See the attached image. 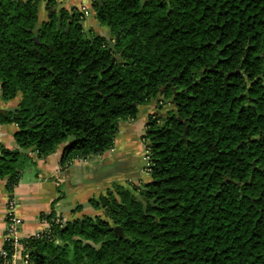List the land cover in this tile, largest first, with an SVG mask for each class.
<instances>
[{
    "label": "trees",
    "instance_id": "1",
    "mask_svg": "<svg viewBox=\"0 0 264 264\" xmlns=\"http://www.w3.org/2000/svg\"><path fill=\"white\" fill-rule=\"evenodd\" d=\"M38 1L0 0L1 99L21 97L0 115L17 126L18 149L0 143L9 194L33 163L20 149L102 154L121 121L178 92L175 114L147 116L143 189L90 199L105 219L42 214L29 264H264V0H92L114 50L79 12L39 22Z\"/></svg>",
    "mask_w": 264,
    "mask_h": 264
},
{
    "label": "crops",
    "instance_id": "2",
    "mask_svg": "<svg viewBox=\"0 0 264 264\" xmlns=\"http://www.w3.org/2000/svg\"><path fill=\"white\" fill-rule=\"evenodd\" d=\"M46 1H38L39 22L46 21L52 12L56 15H59L60 11H64L66 14L78 12L79 6L84 2V0H54L56 2L55 9L47 10L45 8ZM90 15L92 17L89 16L83 21L84 30L87 33L107 36V32L99 26L91 9ZM20 98L19 94L11 100H2L0 87V115L5 116L8 112L15 110ZM151 113L150 110L146 109L142 115L139 113L135 120L121 121L118 124L114 144H116L117 136L121 139L124 136L130 139L132 134L136 138L138 135L142 137V129H145L147 116ZM16 131V124L0 122V143L5 148L9 150L18 149L14 138ZM66 146L67 143L59 145L55 152L45 158H39L32 150L20 149L29 155L33 163L22 169L19 181L11 194L6 190L5 179L0 180V250L3 246L5 211L9 198L14 201L15 216L20 221L18 235L21 239H26L47 228V223L41 219L42 214L53 212L55 216H60L63 220L69 221L74 216H89L95 213V209L89 204V200L104 193L112 187V184H115L109 181L110 178L107 179V177L100 175L101 171L105 169L102 165L110 153L114 151L115 145L102 154L91 155L87 158L64 159ZM95 158L100 159L99 163L101 164L100 167L95 165L99 171V180L85 184L82 180L91 170L90 163L91 161L94 162ZM139 184L141 183L139 182ZM77 206H81L79 211H75ZM14 264H22L20 255L14 259Z\"/></svg>",
    "mask_w": 264,
    "mask_h": 264
},
{
    "label": "rangeland",
    "instance_id": "3",
    "mask_svg": "<svg viewBox=\"0 0 264 264\" xmlns=\"http://www.w3.org/2000/svg\"><path fill=\"white\" fill-rule=\"evenodd\" d=\"M92 17V15H90ZM109 42H113L110 40V37L104 36ZM148 106L142 107L140 109V114L142 115L143 112L147 109L150 110L154 114H168L172 113V107L166 102H157L156 100L147 104ZM146 120V117H145ZM145 129H142V134L144 135ZM135 133V132H133ZM116 137V144H113L114 151L110 153V156L106 158V161L102 165L103 169L100 173L102 177H107L109 181H111L113 185H138V190L143 189V185L148 182L149 180V173H148V162H147V153L145 150V146L142 141V137L139 135L137 138L133 136L130 139L127 137L118 138ZM113 148V147H112ZM98 158L94 159V162L91 161V170L88 172V175L85 176L82 180L85 184H91L92 181L96 182L98 179L99 171L95 167H100ZM99 215L102 219H105V215L103 212L95 209V213L89 215L90 217H94ZM86 215L81 216H74L72 220H79ZM88 216V215H87ZM56 244H59L57 241Z\"/></svg>",
    "mask_w": 264,
    "mask_h": 264
},
{
    "label": "built area",
    "instance_id": "4",
    "mask_svg": "<svg viewBox=\"0 0 264 264\" xmlns=\"http://www.w3.org/2000/svg\"><path fill=\"white\" fill-rule=\"evenodd\" d=\"M39 1L44 2L46 0ZM91 2L92 0H84V2L79 6L78 12L84 20L90 16ZM14 208V201L12 198H9L6 203L5 230L3 235V246L0 250V264H14V259L19 255L21 257L22 264H29V256L25 251V245L23 243L24 239H21L18 235L20 221L15 216ZM56 217L58 218L59 216ZM60 221L63 222V219ZM43 231H45V229ZM42 232L36 234L35 236H39ZM4 245H7L8 248H10V251L5 249Z\"/></svg>",
    "mask_w": 264,
    "mask_h": 264
},
{
    "label": "water",
    "instance_id": "5",
    "mask_svg": "<svg viewBox=\"0 0 264 264\" xmlns=\"http://www.w3.org/2000/svg\"><path fill=\"white\" fill-rule=\"evenodd\" d=\"M160 1L169 2V0H160ZM118 40H119V36L117 35V36H116V39H115L114 42H109V50H114L115 45H116V43L118 42ZM116 57L119 58L120 56L117 55ZM215 67H216V64L213 65V66L209 69V71L213 70ZM236 71H238V69H237ZM168 101H169V100H166V101H164V102L168 103ZM33 125H34V124H30L29 126H33ZM187 127H188L187 125L184 127V130H183V139H185V134H186V132H187ZM137 198L139 199V196H137ZM114 231H115L116 233H118L119 235H121V230H120L119 227L116 226V227L114 228Z\"/></svg>",
    "mask_w": 264,
    "mask_h": 264
},
{
    "label": "flooded vegetation",
    "instance_id": "6",
    "mask_svg": "<svg viewBox=\"0 0 264 264\" xmlns=\"http://www.w3.org/2000/svg\"><path fill=\"white\" fill-rule=\"evenodd\" d=\"M224 47L225 46H227V45H223ZM250 46L249 45H246L245 46V50L246 49H248ZM239 68V67H238ZM204 70H206V67H204L203 68V70L202 71H204ZM199 74H201V72H199ZM262 77L264 78V72H263V74H262ZM194 79V82H197V78H193ZM177 90H176V88L175 87H172V95L170 96V98L168 99L169 101H168V104L172 107V110H173V114H175L176 113V108H175V104H174V102H173V100H174V97H175V95L177 94ZM239 98H240V96H239ZM166 101V100H165ZM247 102H251V99L250 98H248V99H246V102L245 103H247ZM242 107V106H241ZM161 115V114H160ZM264 137V136H263Z\"/></svg>",
    "mask_w": 264,
    "mask_h": 264
}]
</instances>
